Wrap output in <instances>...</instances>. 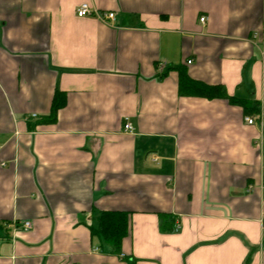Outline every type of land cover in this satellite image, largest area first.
Masks as SVG:
<instances>
[{
	"label": "crops",
	"instance_id": "0c3cea01",
	"mask_svg": "<svg viewBox=\"0 0 264 264\" xmlns=\"http://www.w3.org/2000/svg\"><path fill=\"white\" fill-rule=\"evenodd\" d=\"M262 51L264 0H0V264H264V131L177 70L261 105Z\"/></svg>",
	"mask_w": 264,
	"mask_h": 264
},
{
	"label": "trees",
	"instance_id": "16d2710c",
	"mask_svg": "<svg viewBox=\"0 0 264 264\" xmlns=\"http://www.w3.org/2000/svg\"><path fill=\"white\" fill-rule=\"evenodd\" d=\"M179 93L182 95L200 96L205 98H226L230 103L242 106L244 113L256 114L260 111L258 100L252 97H238L230 95L226 87L221 84H209L191 78L186 71L178 67ZM65 103L63 95L56 92L53 98L50 121L54 120L58 109ZM167 230H173L175 224H168ZM92 234L98 236L102 243L111 246L120 254L123 239L129 234V212L121 210H103L98 219L97 227L91 228Z\"/></svg>",
	"mask_w": 264,
	"mask_h": 264
},
{
	"label": "built area",
	"instance_id": "2783aa9c",
	"mask_svg": "<svg viewBox=\"0 0 264 264\" xmlns=\"http://www.w3.org/2000/svg\"><path fill=\"white\" fill-rule=\"evenodd\" d=\"M77 14L78 16H86V15H94L97 18L103 20V21H110L115 19V12L114 11H100L96 8L91 7L88 3H82L78 8H77ZM206 19V16H201L200 21L204 22ZM263 55V62H264V51H262ZM190 63L191 60H188ZM161 66H164L163 63H161ZM37 113H32L31 117H36ZM245 121L248 124H258L261 127V136L258 137L257 143L261 144L263 141V131H264V101L260 105V111L259 113L256 114H248L245 115ZM125 130L132 131L133 126L126 118V123L124 125ZM32 227V222L30 220H25L21 223H18L15 221L13 223V228L16 229H30ZM181 228V224L179 222L175 223L173 230L177 231ZM123 256V254H121Z\"/></svg>",
	"mask_w": 264,
	"mask_h": 264
}]
</instances>
